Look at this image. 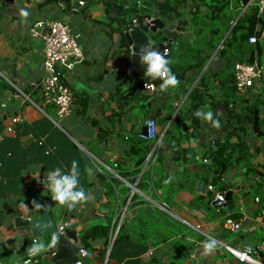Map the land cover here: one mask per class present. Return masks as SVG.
Instances as JSON below:
<instances>
[{"label":"crops","instance_id":"crops-1","mask_svg":"<svg viewBox=\"0 0 264 264\" xmlns=\"http://www.w3.org/2000/svg\"><path fill=\"white\" fill-rule=\"evenodd\" d=\"M140 1L146 6L143 17H158V4L169 2L173 12L160 18L181 22L171 48L186 49L196 67L185 79H178L177 88L163 94L147 90L134 98L136 89L128 71L130 48L125 36L112 31L115 25L110 24L116 16L114 3L121 0H85L77 13L61 8L57 0H0V261L4 264H22L33 237H18L15 219L32 217L38 209H49L58 226L71 222L68 229L82 246L87 227L110 225L114 240L110 236L108 247L103 240H95L84 264H247L221 244L242 247L264 240V199L255 202L253 193L254 184L261 181L257 174H247L246 165H233L223 175L217 174L227 186L224 191L232 194L226 206L215 207L210 203L214 192L206 189L211 174L201 161L234 129L235 93L229 88L240 59L238 54L232 58L225 41L245 12L244 1ZM257 3L262 9L264 2ZM21 10L29 15L22 17ZM45 19L67 23L83 48V58L68 78L74 104L66 118L58 117L53 106L44 103L40 91L43 42L32 37L30 29ZM118 86L123 93L117 92ZM195 91L202 100L198 110L212 111L219 127L197 118L193 134L192 118L183 111L192 106ZM181 112L184 123L176 121ZM15 115L21 120L9 132L10 117ZM150 117L156 119L161 139L153 169L144 168L146 160L139 164L156 142H144L141 137ZM257 139L250 144L264 147V140ZM48 147L53 151L46 154ZM181 151L186 152L187 161L178 158ZM73 160L78 162L81 185L90 199L68 210L50 192H35L34 177L55 167L70 168ZM228 216L243 220L239 232L223 228ZM193 225H200L201 231ZM211 239L218 247L203 255V242ZM255 257L264 260V252ZM40 264L53 263L44 257Z\"/></svg>","mask_w":264,"mask_h":264},{"label":"trees","instance_id":"trees-1","mask_svg":"<svg viewBox=\"0 0 264 264\" xmlns=\"http://www.w3.org/2000/svg\"><path fill=\"white\" fill-rule=\"evenodd\" d=\"M65 2L69 3V0H65ZM128 3L129 0H121L120 3H114L116 8V16L110 18V24L115 25L112 28V31H116L122 36H125V33L131 29L134 19H137L140 23L144 22L143 12L146 6L143 4H137L136 1H134V3ZM156 12L157 15L161 17L168 16L173 12V10L169 2L165 1L158 4V9ZM253 36L256 37L257 41L255 43H250L249 38ZM263 38L264 17L261 13V5L256 3L251 5L248 10H245L237 23L232 27L230 34L225 41V46L230 48L232 58L238 54L240 62L247 61L251 64H258L261 68V60L264 54V49L262 48ZM180 50L181 49L178 47V45L172 47L168 52V58L173 72L176 74L178 79L182 80L185 79L187 74L196 67V64L190 61L188 58V51L186 49H182V51ZM224 52L226 53V50H223V53ZM262 76L264 84V75L262 74ZM130 79H132L131 74ZM153 83L158 86V90H155L156 94H163L166 92L160 91L159 86L161 81L156 80ZM253 90V92L249 94H243L239 92L235 84V74H233L232 84H230L229 91L230 93H235L233 98V100H235L232 102L233 110L231 113V116L234 119L232 123L234 129L230 130L229 134L223 141L213 145L205 155L207 160L205 162L206 169L208 173L211 174L209 183L214 185L216 189L218 188L220 190H225L227 187L226 184L221 180L220 176L215 174L216 172H220L223 168L226 172V170H228V168L233 165L238 167L246 165V173L251 176L257 174L258 172H264V147L257 144H250L247 141L250 135H254L252 124L256 110L259 112L261 130L264 131V86H259V88L257 87ZM117 92L123 93L120 86L117 87ZM237 93L238 95H236ZM145 96L149 98L150 94H146ZM191 99L193 102L192 106L189 107L190 109L183 111V114H190L194 124L192 126L195 129L193 134H196L195 132L196 128L198 127V119L194 113L198 110L202 100L200 94L197 91L192 93ZM83 104L86 107L87 102L85 99L83 100ZM237 110L240 111L238 112ZM176 121L184 123L182 112L176 116ZM262 140H264V138H262ZM148 141L150 140L144 139V142ZM152 146H150L146 156L139 160V164H143V162L146 160ZM185 153V151H181L178 158L184 157V160L187 161L188 159ZM154 164H152V168H154ZM259 179L261 181L257 184L255 183V186H253V193L255 196L260 197L262 199L261 202H263L264 178L259 177ZM106 185L110 190L112 187L111 183L107 182ZM37 198L33 197L34 200L38 201L39 198ZM229 203L230 205H233L232 198L230 199ZM110 236L111 227L109 224L96 223L87 227L83 241L85 249L89 252L92 251V243L97 239L103 240L105 247H108Z\"/></svg>","mask_w":264,"mask_h":264},{"label":"built area","instance_id":"built-area-1","mask_svg":"<svg viewBox=\"0 0 264 264\" xmlns=\"http://www.w3.org/2000/svg\"><path fill=\"white\" fill-rule=\"evenodd\" d=\"M136 1L137 4H141L140 0ZM85 0H69V3L65 0H59L58 5L61 8L70 9L71 12H79L85 5ZM250 5V4H247ZM247 5L241 3L242 10L245 11ZM145 22L140 23L137 19L133 20L131 29L140 28ZM31 36L39 39L43 42V59L42 69L44 71L43 79L40 82V91L45 104L53 106L58 117H68L73 108L74 96L68 85V78L73 71L75 64L83 58V48L78 43L76 36L71 31L70 26L62 20L45 19L34 23L30 29ZM256 37H250L249 42L255 43ZM167 54L169 50H166ZM71 64L69 68L67 65ZM235 84L237 90L241 93H245L255 87L264 86L263 76L261 68L258 64H251L247 61L237 62L234 67ZM145 91H155L157 86L155 84H145ZM21 120L20 115L10 117V123L7 127L9 132L13 131V126ZM146 132L141 135L143 139L150 141H156L150 149L145 161L144 168H152L161 151V139L159 137L158 125L155 119L150 118L145 122ZM39 145L43 146V140H39ZM53 151L52 147L45 149V153L49 154ZM201 159V158H199ZM201 161L206 162V159ZM151 162V163H150ZM150 163V164H149ZM46 174H38L34 177V190L37 193L48 192L47 187L44 184ZM208 191L214 192L211 199V203L214 201L224 200L225 191L217 190L214 185L208 184L206 186ZM255 202L260 203L261 198L254 197ZM162 207L170 211L176 217H179L177 212L170 210L166 203H162ZM264 214V210L262 212ZM243 220L227 217L223 222V228L229 233H237L242 228ZM71 226V222H63L58 226V232L64 233L66 229ZM193 227L201 231L200 225H193ZM35 238V237H33ZM115 238L113 234L111 239ZM39 239V238H35ZM222 243V242H221ZM223 249L231 253L239 262L247 264H264V260L255 257V255L264 252V240L255 244H246L242 247L232 246L227 243L221 244ZM239 252L241 255L246 253L247 258L242 259L241 256L236 255ZM55 254V249L50 253L42 254L35 257L32 260V264H40L42 258L49 257ZM80 259L75 264H82L83 259L90 256V252L85 248L79 253ZM27 258V251L21 262ZM0 264H4L0 261Z\"/></svg>","mask_w":264,"mask_h":264},{"label":"water","instance_id":"water-1","mask_svg":"<svg viewBox=\"0 0 264 264\" xmlns=\"http://www.w3.org/2000/svg\"><path fill=\"white\" fill-rule=\"evenodd\" d=\"M244 3L253 5L259 1L264 0H243ZM261 13L264 17V5L261 9ZM145 24L140 28H133L125 33V38L130 48V58L128 71L131 74L132 85L136 91L134 98L141 97L145 92V84H152L153 80L150 77L145 76L146 65L141 63L140 54L144 47L149 43L154 45L155 50L163 53L166 50H170L174 39L177 37V27L181 24L178 20H163L159 16L153 17L152 15H145L143 17ZM262 48L264 49V38L262 40ZM264 60V54L262 57ZM264 62L261 64V72L264 75ZM160 80V79H157ZM252 130L257 138H264V131L261 130L259 112L255 111L254 121L252 124ZM146 132V127L143 128V133ZM225 169L215 174L223 175ZM257 176L264 178V172H258ZM232 192L228 191L224 195V200L214 201L215 207L226 206ZM39 226V227H38ZM15 228L18 237L30 235L35 238H41L48 235L51 237L52 233H57L59 242L55 254L47 257V260L53 264H75L79 261V253L84 246L79 245V241L74 233L69 229H66L64 233L58 232V225L52 218L49 209H44L36 212L32 217H17L15 219ZM15 241V240H11Z\"/></svg>","mask_w":264,"mask_h":264},{"label":"clouds","instance_id":"clouds-1","mask_svg":"<svg viewBox=\"0 0 264 264\" xmlns=\"http://www.w3.org/2000/svg\"><path fill=\"white\" fill-rule=\"evenodd\" d=\"M29 15L27 10H21V16L27 17ZM141 63L146 65L145 76L150 77L151 80H161L160 91L164 92L169 89H175L179 85V80L173 72L168 54L166 51L163 53L155 50L154 45L149 43L144 47L140 54ZM69 68L71 64L67 65ZM194 115L204 121L211 122L215 127H219V122L214 118L212 111L197 110ZM40 169V166H36ZM31 172V171H29ZM89 174L93 173V168H88ZM44 184L50 192L52 199L62 207L68 210L76 209L78 206L83 205L90 199V194L86 192L85 188L81 185V173L79 170L78 162L73 160L71 167H55L48 171L45 175ZM171 178L164 181L165 184L169 183ZM36 206H39L38 204ZM39 227V226H38ZM59 237L57 233H52L50 239H32L30 246L27 248V258L23 260L22 264H32L35 257L41 256L45 253H50L57 249ZM218 247V242L215 239L206 240L203 242V255H210ZM236 255L246 259V253L241 255L237 252Z\"/></svg>","mask_w":264,"mask_h":264},{"label":"rangeland","instance_id":"rangeland-1","mask_svg":"<svg viewBox=\"0 0 264 264\" xmlns=\"http://www.w3.org/2000/svg\"><path fill=\"white\" fill-rule=\"evenodd\" d=\"M262 62H264V60H261V64H262ZM263 69H264V67H262ZM259 88V87H258ZM257 138L254 136V135H250V137L247 139V141L249 142V143H252V142H257ZM38 211H39V209H38Z\"/></svg>","mask_w":264,"mask_h":264}]
</instances>
